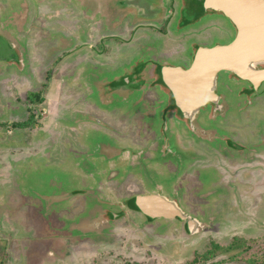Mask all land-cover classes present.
Wrapping results in <instances>:
<instances>
[{
    "label": "rangeland",
    "instance_id": "374dc122",
    "mask_svg": "<svg viewBox=\"0 0 264 264\" xmlns=\"http://www.w3.org/2000/svg\"><path fill=\"white\" fill-rule=\"evenodd\" d=\"M31 1L38 3V0ZM42 2L52 10L51 14L45 13L43 5H27L33 10L29 13V19L27 15L26 25L40 29L37 33L34 30V37L30 38V44L39 45L37 56L42 55L44 50L46 61L49 59L48 49L58 45L55 33L64 40L61 42L62 50L59 52V49L57 53L71 52L73 47L77 48L74 53H65L62 57L65 60L70 55L67 64H62L58 69L41 63V60L37 62L31 55V61L41 64V68L36 66L30 72L29 92L45 95L48 90L51 97L46 99L45 96L47 105L42 103L39 106L41 110L36 111V118L31 122L33 126L30 125V132L26 135L28 146L23 158L10 159L5 156L11 150L23 151L21 141L8 143L6 138L7 143H0V246L8 251L7 259L3 253L0 254V264H264V99L252 97L244 100L240 90L248 86L230 80L228 75H220L225 81L224 85L228 86H218V92L226 98L227 104L225 100L223 102L229 106V119L217 120V123L223 122L225 129H220L237 139L244 148V154L234 155L238 162H235L231 175L226 171L223 176L209 166L193 168L191 173L194 178L187 180L186 173L184 188L176 190L182 169L173 173H169L167 168L159 169L155 163L160 158L158 146L156 149L155 145L151 146L152 142L160 146L158 139L164 125V112L153 104L157 93L152 89L155 80V76L151 75L152 64L140 78L142 84L143 79L146 80L140 90L141 101L145 102L146 107L141 101H135L132 95L123 101L125 96L116 100L112 94L101 93L134 72L135 63L126 75L115 72L132 63V54L142 55L143 46H133L129 21L122 23V30L109 34L101 30V16L86 19L83 13L74 17L72 13L71 16L67 14L72 8L84 10V0ZM144 2L139 0L137 4L140 6ZM17 4V0H0V18L5 16L1 22L24 20L26 15L21 13V9L16 8L15 15L12 13ZM59 11L66 13L56 14ZM63 15L69 16L72 23H67L66 30L60 26L58 30V24L64 21ZM139 17V20L150 19L146 13H141ZM217 18L221 19H218L216 29L205 22L187 32L197 33V36L203 32L202 37L209 47L227 43L228 39H220L226 35L223 25L227 20L220 16L213 19ZM78 20L79 27L76 29L75 22ZM107 29L112 28L107 26ZM59 32L66 34L61 36ZM205 33L207 38L203 36ZM158 34L155 31L142 33L137 36V43L144 44L151 54L161 56L169 65L178 66L188 61L189 43L193 40L185 31L180 33L185 38L178 36L182 39L170 37L159 40ZM193 39L199 40V37ZM197 46L196 43L191 44L190 55ZM149 61L147 59L146 62ZM72 62L78 69L77 75H70L67 66ZM163 62L155 59L153 63L163 65ZM78 63L87 66H78ZM90 67L95 77L91 79V85H87L84 76L90 73L84 71ZM48 69L51 71L48 73L50 86L47 88L43 80L44 72ZM81 72L83 80L80 78ZM30 73L25 71L23 76L30 77ZM10 75L17 74L13 71ZM6 79L5 76L3 81L0 79V94L13 99L15 94L11 96L2 87ZM133 80L132 77L131 82ZM15 86L17 92H21L23 82L19 81ZM131 90L125 86L121 93ZM208 114L206 111L202 118L194 120L193 130L185 125L180 126L175 138H181L184 133L185 139L191 133L197 137L201 127H208L207 124L202 125L204 119L209 121L211 115ZM45 117L40 121L41 125L38 124V119ZM165 122L171 126L169 120ZM3 131L10 134L9 128ZM4 138H0V141ZM105 140L114 143L111 141L112 144H108ZM138 152L145 156L142 159L146 165L144 173L136 169L125 172L124 164H121L124 157L133 158L126 159L133 164L134 155ZM192 152L185 149V157L189 158L186 170L194 163ZM225 152L230 153V150L223 148ZM151 153H155L153 157L157 159L149 160ZM212 154H202L198 160L204 162L202 160L205 159L208 165L217 161L214 164L218 168L230 167L225 159L229 157L228 154L224 158ZM161 157L164 160L166 155L161 154ZM166 160H171V157H166ZM135 168L138 169L137 166ZM170 175H173L172 182ZM121 177L124 180L119 184L109 181H117ZM141 178L149 181L143 182V188ZM150 183L160 184L165 189L163 194L176 199L184 214L198 222L193 234L184 232L183 223H166L165 219L148 223L142 215L123 208L124 200L143 195L146 191L151 193L150 186L156 184ZM74 192L78 194L71 195ZM208 196L209 199L205 201ZM120 213L124 215L117 217ZM110 214H115V217L111 219ZM103 235H106V239ZM234 240L239 248L227 252L210 251L213 244L224 249ZM209 251L210 255L207 254Z\"/></svg>",
    "mask_w": 264,
    "mask_h": 264
},
{
    "label": "flooded vegetation",
    "instance_id": "af4514ba",
    "mask_svg": "<svg viewBox=\"0 0 264 264\" xmlns=\"http://www.w3.org/2000/svg\"><path fill=\"white\" fill-rule=\"evenodd\" d=\"M17 1H18V4L15 5L14 11H12V13H13V15H15V13L17 11L16 8L19 10L21 9V11H22L21 13L24 12L26 15L24 20H22V22H21V20H20V22L19 21H9V20H4L3 22H1L2 19H5V16L0 18V66H1L0 76H2V77H0V79L3 81V76H5L7 79L5 80V82H4L5 84H3L2 87L6 88L11 96L13 94H15L13 99H9V98H7V96H3L0 94V138H4L6 136L3 140L0 141V143L4 144V143H7V141H8V143H10V141H14V142L16 141L17 143L18 142L20 143V141H21V144L24 147L23 151L11 150L12 154L10 153L8 155H5L6 158L8 157L10 159H20V158L24 157L26 146H28L26 135H28L30 132V125L33 126L31 122L33 121V119L36 118V115H37L36 111H37V109L39 111V109H40L39 106L44 102H45V105H47V101L45 100V96H46V99L51 97L50 93L47 92L48 90L46 91L47 95H46V93L44 95V93L39 94L38 92H33V93L29 92V85L28 84H29L30 78L32 77L30 72L32 70H34L35 69L34 67H36V66L39 69L41 68V64L37 63L40 60H41V63L44 62L46 65L50 66L51 68L58 69L59 67H61L62 64H64V65L67 64L68 57L70 55L65 60L64 58H62L65 55V53H67V52H69V53L73 52L74 53V51L77 48V47L76 48L73 47L71 49V52L69 50V51H64V53L62 52L60 54L59 52L63 48L61 42L64 40L58 34L55 33L54 37L57 38L58 45L52 46V48L48 49L49 50L48 55L50 56L49 59L46 61V59H45L46 51L44 52V50L41 52V53H43L42 55L39 54L40 56H37L39 45H38V43H36L37 44V47H36L35 44H32V43L30 44V38L34 37L33 34L37 33L40 29L35 28V26H33V28H32V26L26 25L27 15H28V19H29V13L33 10L32 5H30L32 7V10L27 5H29L30 3H32L33 5L34 4L43 5L45 7V10H46L45 13H47V14H51L52 10H50L47 7V5L42 2V0H38L37 1L38 3H35V1H31V0H17ZM29 1H31V2L29 3ZM62 1H64V2L70 1L71 2V0H62ZM84 1H85L83 3L84 10H77L75 8H72L71 12L67 11V14L70 15L72 13L73 17H74L75 15L76 16L77 15L82 16L81 13H83V16L86 19H91L93 17L101 16L103 18L102 19L103 22L101 24V25H103V29H101V28L100 29L104 30L103 32H107L109 34L110 33L114 34L113 32H116L118 30H122V27H120L122 25V23L125 21H129V26H130L131 31H132L129 35L132 37L131 40L133 42V46L135 45L137 48H141L143 46L141 48L142 49V52H141L142 55L141 56H135L134 55L135 53L132 54V58L130 59V60H132V63L128 64V65H124L123 67H121L120 70L115 71V72H117L116 74L123 73V75H126L130 71L129 70L130 67H133L131 65L133 63H135L134 66L136 68H138V70H137V72H136V69L134 70L135 71L134 80L132 82H129L128 84H126V83L118 84V86H120V87H116L117 84H115L113 86L110 85L112 88L109 86L108 91H105V92L102 91L101 92V93H103V95H104V93L112 94L113 99H116V100L122 98V96H125V99L122 98L123 101L128 99L131 95L133 97H135V101H137V100L141 101L142 98L140 97V93H141L140 90L146 81L145 79H143L144 83L142 84V82L140 80V78H143V76L141 77L142 73L143 74L146 73L145 70L151 64H154L153 62L155 61V59L160 60V61H165L163 63L167 64L166 60H163V58L161 56L151 54L150 50H148V48L145 47L144 44L137 43L138 42L137 41L138 35H142V33L151 34L155 31V32H159V34H158L159 40H166V39H169L170 37L172 39L173 38L182 39V38H185V36L183 37L182 35H180V33L185 31V34H187L189 39H192L193 41L189 43L188 61L186 63L179 64L178 66L181 68H186L189 66V64L191 62L192 55H193V53H192V55H190L191 44L196 43L197 45H199L201 47H209L208 42L207 43L204 42V39L202 37L203 32L198 33L200 36H197V33H189L187 31L189 29L194 28V27L202 26L205 22L211 23V25L216 29L217 28L216 24H218L217 23L218 19H221V18H217V19H213V18L217 17V16L222 17L221 15L207 14L205 12H204L205 15L203 14V15L198 16V13L200 11L199 9L196 10V9L192 8V6H190L189 4L188 5L185 4V3H187L186 1H189V0H144L145 2L142 3L140 6H139V4H137L139 2V0H101V1L100 0H84ZM38 13H39V11H38ZM61 13L64 14L66 12L59 11L56 14H61ZM95 13L97 14L96 16H95ZM141 13H143V15L146 13V15H148L150 19H144L143 18L142 20H139V18H140L139 15ZM68 17L69 16H67V15H63L64 21L61 22L60 24H58V30H59V26L66 30L67 23L68 24L72 23L70 18H68ZM222 19H223V17H222ZM138 21H140V22H138ZM219 22H220V20H219ZM75 23H76L75 28L77 29L79 27L78 26L79 20L76 21ZM219 25H220V23H219ZM107 26L111 27L112 29H107ZM204 27H206V26H204ZM223 27L226 30V35L224 37H220V39H224V40L228 39V41H231L234 38L235 32H236L234 26L227 20V22H225V25H223ZM51 28H54V27H51ZM34 30H35V32H34ZM97 31H99V30L97 29ZM221 31L223 32L224 30L221 28ZM32 32H34V33H32ZM211 32H213V31H211ZM93 33L95 34V31ZM206 33L203 35L204 38L208 37ZM59 34L61 36H63L66 33H64L62 35V33L59 32ZM179 35L182 38L178 37ZM150 36H152V35H150ZM195 36L199 37V40H197V39L194 40L193 38ZM156 39H157V36L153 38L152 43ZM102 44H105V42ZM106 44H108V43H106ZM133 46H131V47H133ZM58 50H59V52L57 53ZM31 55L33 57H35L37 62L31 61ZM147 55H149V56L147 57ZM147 59H150V61H153V62H150V61L146 62ZM151 59H153V60H151ZM30 61L32 62V64L30 63ZM74 61H77V59L73 60V62ZM73 62L71 63V65H69L67 67H68V69H70V75H72L73 73H75V75H77L78 69L75 68L76 65H74ZM31 65L33 66V69L31 67ZM77 65L78 66H80V65L81 66L82 65L87 66V64H85V63H82V64L78 63ZM90 66H91V64H90ZM12 67L14 69H12ZM91 68L92 67H90V68H88V70L86 69V71H84L85 73H90L87 76H84V80L87 81V85H91V83H90L91 79L93 77H95L94 71L89 70ZM13 71L17 75H10V73ZM25 71H26V73H30L31 76L30 77H24L23 75L25 74ZM49 71H51V70L48 69L44 72L45 79L43 80L44 81L43 84L44 85L47 84V86H46L47 88H48V85L50 86V81H49L50 76H48ZM92 72H93V74H92ZM115 72H114V74H115ZM133 74H134V72H133ZM151 75L155 76V74H153V73H151ZM222 75H224V74H222ZM81 76H83L82 72L80 74V78H81ZM105 77H106L105 79H107V76H105ZM221 77L222 76L218 77V79H217L216 94L219 97V100L217 101V103L215 105L208 104L205 107H203L195 117V121H197V119H200L203 117L202 114H204V112L208 111V113H209L208 115H211L210 119H209V121H207V119H204L203 123H202V125L207 124L208 127H206V126L201 127L199 129L200 132L197 135V137H195V135L191 133V135L186 139H185V133L183 135L181 134V138L179 136H177V139L175 138V133L177 134V132H178V134H179V128H180V126H183V125L187 126V128L189 130H193V128H190L189 125L185 121H182L181 119H179L176 116L174 109L171 108V106H172L171 99L169 98V96L167 95L165 90L157 83L156 76L154 78L155 79L153 82L154 86L152 89H155V93H157V95L153 101V104L156 105L154 107H160L161 112H164V114H163L164 125H162V127H161L162 130H160V137L158 139L160 141V146L157 145L156 142H154L155 144L152 142L151 146L155 145V149L158 146L160 158H158L159 159L158 163L157 162H155V163L157 164L156 166L159 169L167 168V171H169V173L170 172L173 173L174 170L177 172V170L179 168L182 169L180 171L181 175L177 179L178 184L176 185V190L177 189L182 190L184 188L183 181L185 180V174L186 173L188 174L187 180H191L194 178L193 174L191 173V169H193V168L198 169L197 167L200 168V167H208L209 166L210 168L211 167L215 168L217 170V172H219L221 175H223V173H225L226 171H229V175H231V170H234V168H235V162H238V160L234 159V155L236 153L237 154H244L242 152L244 148L239 144L237 139L235 137L229 135L227 133V131L224 133L220 129V128L225 129L222 126L223 122L217 123V120H221V121L227 120L228 121V119H229V114H228L229 106L226 105L227 104L226 98L224 95H221L218 92V90H220L218 86L226 87L224 85L225 81ZM19 81L23 82L21 92H17V87L15 86V84L18 83ZM245 84L248 86V88H244V89L240 90V92H241L240 96H243L244 100L246 98L250 99L252 97H254L256 99H260V98L264 99V87H263V90H261V87L264 86V83L255 91L252 90L250 84H248L246 82H245ZM124 85L127 86L128 89H132L131 91L124 93L125 95L123 93H121V89H123L125 87ZM121 86H124V87L121 88ZM0 90H2V89L0 88ZM53 93H52V95H53ZM126 95H128V96L126 97ZM21 96L23 97V99ZM118 97H120V98H118ZM224 100L226 102L225 105L223 102ZM141 103L145 104V102H142V101H141ZM101 107H102V105H101ZM144 107H146V104ZM104 108H106V106ZM56 109L59 111V108H56ZM48 113L50 114V112H48ZM212 113H214V114L212 115ZM60 115H61V113H60ZM45 119H46V117H45ZM38 120H39L38 121V124H39L40 121H42V118H41V120L40 119H38ZM168 120L171 123L170 127L167 125L168 122L167 123L165 122ZM40 125H41V123H40ZM193 127H194V123H193ZM8 128L10 129V134L4 133L3 130H7ZM12 130H13V133H12ZM206 132L209 134H206ZM191 136H193L194 138H192ZM6 138H7V141H5ZM105 141L108 144L109 143L112 144V142H113L112 140H105ZM184 143H185V145H183ZM223 148L230 150V153H228V152L223 153ZM155 149H154V152H155ZM185 149L187 151L192 150L193 151L192 152L193 157H194V159L192 160V162H194V163L191 164L187 170L185 169V166H187V163H188L187 161H189V158L185 157ZM2 152H3V150H2ZM123 152H125V151H123ZM212 152H213L212 155H219L218 158H224V155L228 154L229 157H225V159L229 161L230 167L229 168H223V166L222 167L220 166V168H218L214 164V163H217V161H215L213 164L208 165V164H206L205 159L202 160L204 162H201L200 160H198L199 157L202 156V154H206L209 156V154L211 155ZM161 154H163V156L166 155V157L170 156L171 160H166V157L163 160L164 157H161ZM263 154H264V152H263ZM153 155H155V153H153L151 155L149 160L157 159V157L156 156L153 157ZM245 155L247 156V154H245ZM123 157H124V155H123ZM144 157L145 156L141 155L140 152L136 153L134 155V160H133L134 163L131 164V162H127L128 160H126V159H133V158H126V156H125L124 161L121 163V164H124L123 166H124L125 172L128 173V172H130V170L136 169L137 172L141 171L144 173L143 168L146 167V165H144V163H142V159ZM172 158H173V161H172ZM108 161H112V160H108ZM211 161H212V158H211ZM164 162H165V164H164ZM201 163H202V165H201ZM220 164H221V162H220ZM136 166L138 167V169L135 168ZM116 170H118V169H116ZM170 176L172 178V179H170L172 182L173 181V175H170ZM104 180H106V179H104ZM123 180H124L123 177H121L117 181L114 179H109L110 182L115 181L118 184H119V181L122 182ZM150 180H152V179H150ZM144 181H146V183L149 182L148 179L141 178L140 184H141L142 188L144 186V184H143ZM150 184H156V183H150ZM165 187H167V186H165ZM170 187H172V186H170ZM145 188L146 187H144V191H146ZM150 188H151L150 190L152 192L149 193L146 191L145 194H143V195L159 194V195L167 197L170 200L177 202L178 206L181 207L180 203L176 199H174L172 197H168V196H166V194H163V193H165L164 192L165 189L160 184L152 185V186H150ZM77 194L78 193H75V192L73 194L71 193V195H73V196H76ZM143 195H140V196H143ZM132 197H130V198H132ZM134 197H136V196H134ZM213 197H214V195H213ZM130 198H128V199H130ZM208 199H209V196L206 197L204 200L207 201ZM102 201L104 202L106 200L102 199ZM123 204H124L123 208H126L128 211L140 214L138 211L135 212V211H131L130 209H128L126 204H125V200L123 201ZM181 209H182V207H181ZM122 215H124V213L123 214L120 213L116 216L118 217V216H122ZM140 215H142V214H140ZM114 217H115V214H110L111 219H113ZM143 218L148 223H152L157 219L163 220L162 218H157L154 220H148L145 216H143ZM165 222L166 223L167 222H175L176 224L177 223H183V229L185 232V226H186L185 222L179 221L177 219L176 220H165ZM186 230H187V228H186ZM103 237L106 239V235H103ZM105 239H103V240H105ZM1 253H3V256L6 258L8 251L4 247L0 246V254Z\"/></svg>",
    "mask_w": 264,
    "mask_h": 264
},
{
    "label": "water",
    "instance_id": "95a60500",
    "mask_svg": "<svg viewBox=\"0 0 264 264\" xmlns=\"http://www.w3.org/2000/svg\"><path fill=\"white\" fill-rule=\"evenodd\" d=\"M185 4L199 9L198 16L204 12L221 15L236 31L234 38L227 43L195 47L186 68L165 63L150 66L156 78L159 69L162 88L173 100L176 116L193 128L199 111L219 100L216 91L220 75H228L236 82H246L253 91L264 83V0H189ZM129 75L118 83L131 82L135 71ZM134 206L148 220L162 218L185 222L189 234H193L198 226V222L187 217L177 202L159 194L136 196Z\"/></svg>",
    "mask_w": 264,
    "mask_h": 264
},
{
    "label": "trees",
    "instance_id": "16d2710c",
    "mask_svg": "<svg viewBox=\"0 0 264 264\" xmlns=\"http://www.w3.org/2000/svg\"><path fill=\"white\" fill-rule=\"evenodd\" d=\"M157 83L161 86V87H163V84H162V82H161V79H160V76H159V69H157ZM120 81H122V80H120ZM112 84H114V83H112ZM118 84H120V83H118ZM117 84V85H118ZM121 84H123V83H121ZM171 103H172V106H171V108L172 109H175V107H174V104H173V100L171 99ZM177 113L179 114V112H178V110H177ZM125 204H126V206H127V208L128 209H130L131 211H137V209H136V207L134 206V197H132V198H130V199H127V200H125ZM185 232L186 233H188L187 232V230H186V226H185ZM237 241L236 240H234V242H233V244H231L228 248H220V247H218V246H216V245H212V249L210 250L211 252H213V251H216V250H219V251H221V252H227L229 249H231V250H234L235 248H239V246H236L234 243H236ZM208 252L207 254L208 255H210V253L211 252ZM206 259H205V261H207L208 260V258H207V256L205 257Z\"/></svg>",
    "mask_w": 264,
    "mask_h": 264
},
{
    "label": "crops",
    "instance_id": "0c3cea01",
    "mask_svg": "<svg viewBox=\"0 0 264 264\" xmlns=\"http://www.w3.org/2000/svg\"><path fill=\"white\" fill-rule=\"evenodd\" d=\"M48 113V112H47ZM49 114V113H48ZM42 119H45V118H42Z\"/></svg>",
    "mask_w": 264,
    "mask_h": 264
}]
</instances>
